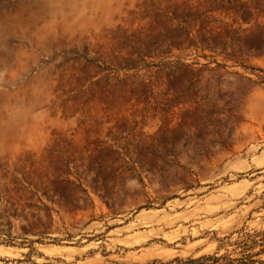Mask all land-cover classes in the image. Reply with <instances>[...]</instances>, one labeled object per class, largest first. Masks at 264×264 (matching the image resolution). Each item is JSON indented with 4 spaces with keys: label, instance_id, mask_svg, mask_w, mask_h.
<instances>
[{
    "label": "rangeland",
    "instance_id": "obj_1",
    "mask_svg": "<svg viewBox=\"0 0 264 264\" xmlns=\"http://www.w3.org/2000/svg\"><path fill=\"white\" fill-rule=\"evenodd\" d=\"M0 264H264V0H0Z\"/></svg>",
    "mask_w": 264,
    "mask_h": 264
},
{
    "label": "trees",
    "instance_id": "obj_2",
    "mask_svg": "<svg viewBox=\"0 0 264 264\" xmlns=\"http://www.w3.org/2000/svg\"><path fill=\"white\" fill-rule=\"evenodd\" d=\"M213 259H214L215 261H218V259H219V258H217V257H214Z\"/></svg>",
    "mask_w": 264,
    "mask_h": 264
}]
</instances>
